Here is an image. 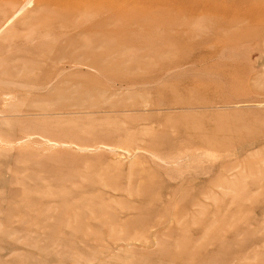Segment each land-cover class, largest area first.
Masks as SVG:
<instances>
[{"label": "rangeland", "instance_id": "rangeland-1", "mask_svg": "<svg viewBox=\"0 0 264 264\" xmlns=\"http://www.w3.org/2000/svg\"><path fill=\"white\" fill-rule=\"evenodd\" d=\"M0 264H264V0H0Z\"/></svg>", "mask_w": 264, "mask_h": 264}]
</instances>
